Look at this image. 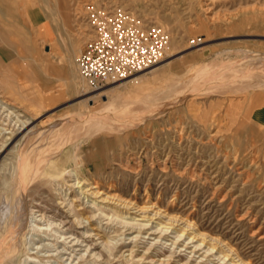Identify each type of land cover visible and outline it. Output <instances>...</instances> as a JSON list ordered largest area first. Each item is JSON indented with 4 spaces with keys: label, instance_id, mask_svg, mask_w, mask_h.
Masks as SVG:
<instances>
[{
    "label": "rangeland",
    "instance_id": "374dc122",
    "mask_svg": "<svg viewBox=\"0 0 264 264\" xmlns=\"http://www.w3.org/2000/svg\"><path fill=\"white\" fill-rule=\"evenodd\" d=\"M94 8L167 32L161 64L93 90L75 60ZM6 103L32 125L0 110V264H233L229 246L264 264V0H0ZM85 113L106 126L51 132ZM29 154L66 174L25 180ZM76 173L194 227L86 198Z\"/></svg>",
    "mask_w": 264,
    "mask_h": 264
},
{
    "label": "built area",
    "instance_id": "2783aa9c",
    "mask_svg": "<svg viewBox=\"0 0 264 264\" xmlns=\"http://www.w3.org/2000/svg\"><path fill=\"white\" fill-rule=\"evenodd\" d=\"M86 15L90 38L76 66L93 90L103 89L159 66L170 49V35L143 24L122 11L90 9Z\"/></svg>",
    "mask_w": 264,
    "mask_h": 264
},
{
    "label": "bare ground",
    "instance_id": "6f19581e",
    "mask_svg": "<svg viewBox=\"0 0 264 264\" xmlns=\"http://www.w3.org/2000/svg\"><path fill=\"white\" fill-rule=\"evenodd\" d=\"M206 10V9H205ZM61 24V23H60ZM252 54V53H251ZM175 55H172L171 57H169V59H167V61L165 62H169L170 58H173ZM72 57V56H71ZM73 59V58H72ZM70 60V59H69ZM72 61V60H71ZM74 61V60H73ZM245 61V60H244ZM252 61V60H251ZM76 62V60H75ZM70 63V62H69ZM71 68H72V73L70 75V86L75 90L76 93L80 94L81 91H80V88H79V81H78V78L76 77V73H75V63L71 62ZM157 68V67H156ZM69 69V68H68ZM78 69V68H77ZM71 72V71H70ZM133 77V76H132ZM132 77H129L127 78V80L131 79ZM260 78V77H259ZM125 80V81H127ZM118 83V82H117ZM85 95V94H84ZM80 103V102H79ZM0 110L1 111H7L8 112V118L11 120V122H14V125L15 127H18L20 131L22 132H27L31 129V125L32 123L30 122V119H28L27 117L25 116H21L20 115V112L17 111V110H14V108H12L9 104H5V106L2 104H0ZM105 112V111H103ZM102 116V115H101ZM13 117V118H12ZM85 117V118H84ZM83 119V122L85 124H83L84 126L83 127H79L77 126V123L76 124H73L74 123V119H71L69 121H66V122H62L61 126H58V127H55L54 130H51V132H56V131H59V129H68L69 127H72V128H75L76 131H79V130H82L84 129L85 127H90V133L87 132L86 135L87 136H91L92 133V129L96 131L101 129V128H104L106 125H102L100 121V115H97V113L95 114H83V117H81ZM78 120H80L79 118H77ZM4 120V119H3ZM8 120V119H7ZM47 121V120H46ZM45 122V121H44ZM80 122V121H78ZM46 123V122H45ZM44 123V124H45ZM81 123V122H80ZM57 124V123H56ZM63 124H69V126H63ZM48 126V125H47ZM50 126V125H49ZM63 126V127H62ZM79 134H70L67 138H70V137H74V138H77ZM85 135V136H86ZM54 136H57V135H54ZM54 136H49L50 139H53L55 138ZM60 136V135H59ZM83 136V135H81ZM63 137V136H62ZM60 137V139L62 138ZM59 138V137H58ZM57 142V141H56ZM63 142V141H62ZM59 143V142H58ZM54 144V143H53ZM67 145V144H66ZM38 148V147H37ZM62 150V149H61ZM60 150V151H61ZM40 155H37V156H30L29 155H24L23 156V164H22V168H21V173L19 174L22 175L24 177L25 180L37 175L39 172L41 173H45L47 175H49L51 178H58V177H63L64 174H66L65 172L67 171L66 169H63L59 163H58V160L57 159H54V160H42L39 158ZM46 159V158H45ZM21 162V161H20ZM18 166L20 167L21 166V163L18 164ZM18 168V167H17ZM18 170V169H17ZM13 173V172H12ZM19 173V172H18ZM43 178V177H41ZM22 180V179H21ZM46 180V179H45ZM74 180H75V184L81 189L82 191V194L85 195V197H89V198H92L93 200H95L96 202L98 200H102V203L103 202H108V203H111L113 205H115V207L118 209V210H126V214H130L129 212H134L135 214L134 215H137V216H143V214L147 213V212H154V216H159V217H162L163 219L164 218H168V220L170 221H173V222H181L182 224L184 223V227L185 228H190L192 229L194 226L192 225V223L188 220H182L180 218H176V217H171L169 216L168 214H166L165 211H162L161 209L159 208H156V206L154 204H152L151 206H139L137 203H134L132 202L131 200H127V199H123L122 197L120 196H117V195H111L109 193H105L104 191L102 192L100 188H98L96 185H94V183H92L88 178L87 179H84L82 177L81 174H75L74 176ZM32 181V180H31ZM23 182V181H22ZM10 184H12L14 186V180H11L10 182H8ZM22 184V183H21ZM7 185V184H5ZM11 188V186H9ZM8 189V188H7ZM14 189V188H13ZM17 190V189H16ZM11 192V191H10ZM13 192V190H12ZM24 192V191H23ZM22 192V193H23ZM21 194V193H20ZM21 196V195H20ZM19 196V197H20ZM2 197V196H1ZM24 197V195H23ZM16 199V198H15ZM24 199V198H23ZM1 198H0V202H1ZM19 201V200H17ZM4 203V202H3ZM2 203V204H3ZM150 215V214H149ZM0 217L3 218L4 216H2L0 214ZM136 217V216H135ZM0 218V219H1ZM14 218V217H13ZM44 218V217H43ZM130 220H136V219H133V217H129ZM114 219V218H113ZM2 220V219H1ZM42 220V219H41ZM128 220V219H126ZM4 222V221H3ZM2 222V223H3ZM8 223V222H7ZM21 223V222H20ZM19 223V224H20ZM122 223V222H120ZM23 225V224H22ZM128 225V224H127ZM18 227V226H17ZM25 227V226H24ZM20 228V227H18ZM18 231V230H17ZM5 233V232H4ZM1 235V234H0ZM193 235H194V239H197V238H200L202 237L204 240H206V235L201 233V232H198L197 230L193 232ZM6 236V235H5ZM208 236V235H207ZM3 239V238H2ZM212 242H219V240L217 239H213L211 238ZM220 244H223V242H220ZM2 246V245H1ZM212 246V245H211ZM227 246V245H226ZM115 247V246H114ZM114 247H110V246H106V248L108 249V251L110 252H113V250L115 249ZM214 247V246H213ZM10 249V248H9ZM214 249V248H213ZM227 249L229 250L228 251V255L226 256L227 258H232V262L233 264H247L246 261L243 260V258H241L240 254L233 248V247H227ZM7 259V258H6ZM11 260V258H10ZM9 262V260H8ZM7 262V264H8ZM12 262V261H11ZM11 262L9 264H11Z\"/></svg>",
    "mask_w": 264,
    "mask_h": 264
}]
</instances>
